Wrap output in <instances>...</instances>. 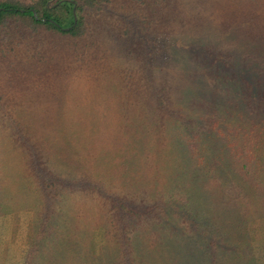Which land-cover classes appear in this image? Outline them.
<instances>
[{"label": "trees", "instance_id": "1", "mask_svg": "<svg viewBox=\"0 0 264 264\" xmlns=\"http://www.w3.org/2000/svg\"><path fill=\"white\" fill-rule=\"evenodd\" d=\"M108 78L146 129L125 185L91 173L84 144ZM23 210L22 264L68 245L109 264H264V0H0V215Z\"/></svg>", "mask_w": 264, "mask_h": 264}, {"label": "rangeland", "instance_id": "2", "mask_svg": "<svg viewBox=\"0 0 264 264\" xmlns=\"http://www.w3.org/2000/svg\"><path fill=\"white\" fill-rule=\"evenodd\" d=\"M109 48L112 60L116 65H123L128 55V45L120 39L110 38ZM176 66L183 69L187 66L183 48L172 47ZM126 89L124 83L116 78H108L103 83L100 96V106L89 110V129L84 133L85 147L90 150L96 166L91 173L104 174L113 169L114 175L111 182L125 185L134 174L126 162H131L130 157H123L125 147L130 141L138 138L144 129L141 120L126 119L125 114ZM134 116V114H132ZM131 115V116H132ZM146 126V124H145ZM126 167H125V166ZM11 175L15 183L20 180L18 172L11 168ZM109 178V177H108ZM66 207L72 209L87 208L92 202L85 197H74L65 201ZM32 218L29 210L0 215V264H22L29 242ZM43 264H109L107 259H91L79 257L71 245L55 248L47 252Z\"/></svg>", "mask_w": 264, "mask_h": 264}, {"label": "water", "instance_id": "3", "mask_svg": "<svg viewBox=\"0 0 264 264\" xmlns=\"http://www.w3.org/2000/svg\"><path fill=\"white\" fill-rule=\"evenodd\" d=\"M76 21H77V19H76Z\"/></svg>", "mask_w": 264, "mask_h": 264}]
</instances>
